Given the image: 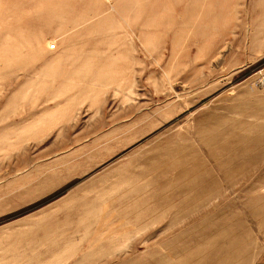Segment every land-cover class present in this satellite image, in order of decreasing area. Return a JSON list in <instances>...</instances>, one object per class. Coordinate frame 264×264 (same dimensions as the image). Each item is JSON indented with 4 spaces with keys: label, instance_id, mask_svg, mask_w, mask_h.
<instances>
[{
    "label": "rangeland",
    "instance_id": "rangeland-1",
    "mask_svg": "<svg viewBox=\"0 0 264 264\" xmlns=\"http://www.w3.org/2000/svg\"><path fill=\"white\" fill-rule=\"evenodd\" d=\"M54 2L2 51L0 264H264V0Z\"/></svg>",
    "mask_w": 264,
    "mask_h": 264
},
{
    "label": "crops",
    "instance_id": "crops-1",
    "mask_svg": "<svg viewBox=\"0 0 264 264\" xmlns=\"http://www.w3.org/2000/svg\"><path fill=\"white\" fill-rule=\"evenodd\" d=\"M16 1L18 0H0V38L1 35L2 38L5 37L4 44H2V48L0 47V64L6 61L3 58L4 55L2 51L5 44L8 42V38L11 39V43L14 45L15 56H18L16 50L20 49L21 45L13 40H16V38L21 35H31L33 41L45 43V45H48L49 49L52 44L50 42L55 40L57 33L61 30H59L61 25L63 24V27H65V25L68 24L67 19H69L70 16V8L67 9L66 13L65 3L59 6L56 2L52 3L53 0H36L33 2H36L35 4L31 3L32 10H28L23 8L24 6L22 5H16ZM19 1L24 2L26 0ZM25 15H32L33 20L37 22L35 23L32 21L31 24L25 23ZM57 19H59L60 23L57 22ZM64 35L66 34L64 33Z\"/></svg>",
    "mask_w": 264,
    "mask_h": 264
}]
</instances>
